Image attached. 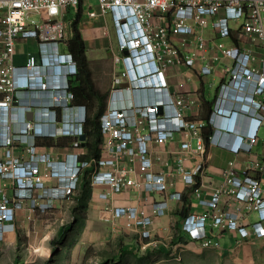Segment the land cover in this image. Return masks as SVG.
<instances>
[{
    "label": "built area",
    "instance_id": "obj_1",
    "mask_svg": "<svg viewBox=\"0 0 264 264\" xmlns=\"http://www.w3.org/2000/svg\"><path fill=\"white\" fill-rule=\"evenodd\" d=\"M83 3L89 18L110 14L117 35L111 47L112 80L100 120V153L88 158L82 145L88 109L76 102L70 88V78L79 71L70 50L74 34L70 24ZM69 9L74 11L70 20ZM232 20L240 21L236 28ZM210 25L217 28V36L209 43L202 31ZM229 37L233 45L223 41ZM18 38L35 39L39 58L28 53L25 63L17 65ZM225 58L231 62L223 64ZM197 63L202 64L198 75L223 66V79L200 120L188 113L195 103L192 96L174 93L168 84L171 69ZM134 93H143L150 101L136 100L131 97ZM19 108L21 118L16 116ZM29 111L32 119L27 117ZM226 111L241 116L244 146L230 150L235 158L224 168L213 197L200 199L202 209L181 212L175 229L184 235L179 250L188 242L219 248L220 236L228 230L242 239L264 237V154L236 165L237 157L254 153L261 131L264 140V0H0V147L6 148L0 156V178L12 179L16 190L9 195L0 184V230L28 201L31 210L44 214L59 192L70 200L85 176L92 187L109 186L100 194L104 199L142 188L182 199L175 192L179 178L195 186L201 197L198 189L207 168L208 145L228 148L217 124ZM250 119L259 127L245 135ZM179 134L184 137L180 142ZM46 137L71 141L56 153L38 152V140ZM167 143L173 146L159 155V147ZM15 145H26L29 156H16ZM48 178L61 183L49 186ZM35 190L38 194L30 193ZM167 209L166 201L150 208L110 207L115 217L124 218L125 229L144 239L151 236L153 215ZM0 239H4L1 231Z\"/></svg>",
    "mask_w": 264,
    "mask_h": 264
},
{
    "label": "crops",
    "instance_id": "obj_2",
    "mask_svg": "<svg viewBox=\"0 0 264 264\" xmlns=\"http://www.w3.org/2000/svg\"><path fill=\"white\" fill-rule=\"evenodd\" d=\"M86 14V5L83 3L77 17L80 19L79 29L86 42L87 55L91 63L96 58L104 56L105 46L100 33L104 34V31L110 33L111 31V37L114 41L113 46L117 43V35L110 14L96 18H89ZM223 14L221 12V15ZM67 18L69 20L74 18L72 9L68 10ZM239 23V20L231 21V25L235 28ZM73 24H70L71 28H73ZM202 33L210 43L217 36V28L210 25ZM104 35H107V33ZM217 40L219 39L217 38ZM223 41L227 45H233L234 43L233 37L225 38ZM38 51L39 46L35 39L18 38L16 64L23 65L28 53H34L39 58ZM256 52L261 53V50L256 49ZM230 62L231 59L225 58L222 63ZM201 66V63H197L192 68H173L168 74L170 91L188 93L195 100L188 113L197 120L206 116L216 95L218 84L223 79L221 72L223 66H217L211 74L198 75L197 71ZM138 94L134 93L131 97L136 100L147 99L150 101V98L143 93L140 96ZM22 115L21 109H16V116L21 118ZM18 128L19 124L15 120L12 129L16 131ZM183 138V134L177 135L178 142ZM70 141L71 139L63 137L40 138L38 140L40 144L38 152L50 151L56 153ZM263 145V131H261L260 141L254 149V153L237 157V167H241L256 155L263 156ZM171 146L173 144L167 143L166 146L159 147L158 154L165 155ZM26 148V145H15L14 154L28 157ZM84 148L88 152V149ZM5 151V147H0V156L4 155ZM161 151L163 152L161 153ZM233 158H235V155L228 148L220 147L215 143L208 145L207 168L200 178L201 186L198 189L201 197L196 195L195 186L185 184L180 178L176 181L175 192L181 193L182 199L168 198L162 192L151 191L146 188L115 193L108 199H104L100 197V194L109 191V186L105 183L96 184L94 187L90 185L91 195L87 201V207L82 208L83 213L81 212L80 223H78L81 228L79 235L81 249L86 251L89 246H95L97 250L104 251L108 250V247H111V249L117 247L119 255L120 250L134 254L138 263L134 261L132 264H139V261L144 260H146L144 264H182L180 263L181 260L184 261L183 264H189L190 261L206 264L211 260H214L217 264H264V237L242 239L236 231L232 230H228L220 236L221 246L219 248H204L198 242H188L182 250H179V241L184 238V235H178L175 229L181 212H187L190 207L202 209L203 206L199 203L200 199L208 200L213 197L216 188L222 182L224 168L229 160ZM192 162H194L193 159L187 161V164L191 166ZM47 181L49 186H56L61 183V180L57 178H48ZM0 184L5 187L9 195H14L16 190L12 179L0 178ZM38 192V190H35L30 193L36 195ZM82 197L81 186L70 200H67L59 192L58 196L52 199L50 209L44 214L31 210L29 201L24 207L18 209L13 221H6L1 225L2 229L0 231L3 233L4 239H0V264H27L32 255V250L36 246L43 245L40 242L42 236L44 240L51 239V236L52 239L62 240L67 232V235H71L75 231V223L77 222L73 208L82 202ZM162 201L167 202L168 209L164 214L153 215L155 224L152 227L150 238L147 239L141 238L135 230L125 229L123 226L124 218L115 217L110 210V207L150 208L153 204ZM80 206L82 207V205ZM255 217V215H252V218ZM65 226L70 228L62 234ZM145 243L149 244L144 246ZM27 252L29 255H27ZM104 254L112 255L111 253Z\"/></svg>",
    "mask_w": 264,
    "mask_h": 264
},
{
    "label": "rangeland",
    "instance_id": "obj_3",
    "mask_svg": "<svg viewBox=\"0 0 264 264\" xmlns=\"http://www.w3.org/2000/svg\"><path fill=\"white\" fill-rule=\"evenodd\" d=\"M113 33V32H112ZM101 39L104 42V56L96 58L92 61V72L94 75L93 81L96 85L100 87L102 91L108 90L111 85L112 80V70H113V59L111 55V46H113V38L110 33L107 32V35L100 33ZM82 205V207L80 205ZM80 206H75L73 209L76 214H78L77 222L75 223V231L71 235H64L62 240L60 239H43L41 242L43 245L36 246L39 251L35 250L37 253H34L32 250V255L28 259L27 264H99L105 261L104 253H111L116 257L114 260L112 255L108 257L107 263L105 264H132L134 261L138 263L136 257L132 253H124L123 258L117 252V247H108V250L99 251L95 246H89L86 251L81 249L79 244V235H80V215L83 213V203H79ZM75 205V204H74ZM74 213V214H75ZM75 216V215H74ZM76 220V219H75ZM53 235V234H51ZM37 244V243H36ZM111 249V250H110ZM34 250V251H35ZM106 251V252H105ZM27 255L29 253L27 252ZM146 261V260H144ZM144 261H139V264H144ZM180 263H184L183 260ZM23 264V263H22ZM189 264H198L190 261ZM206 264H217L214 260L206 262Z\"/></svg>",
    "mask_w": 264,
    "mask_h": 264
},
{
    "label": "trees",
    "instance_id": "obj_4",
    "mask_svg": "<svg viewBox=\"0 0 264 264\" xmlns=\"http://www.w3.org/2000/svg\"><path fill=\"white\" fill-rule=\"evenodd\" d=\"M79 20L73 24V38L70 42V50L78 63V73L70 78V88L76 95V102L85 104L88 109V118L86 121V141L82 144L88 149V157L99 156V145L102 141L100 132L101 116L105 110L107 104V98L109 91H102L98 85L93 81L94 75L91 69V63L87 55L86 42L82 37L79 29ZM83 208L87 207V201L91 195V186L87 179V176L83 178L82 184ZM75 213V211H74ZM75 218H78V214H74ZM81 216V215H80ZM70 227H64L62 234L66 232ZM182 238V237H181ZM183 240V238L181 239ZM125 250H120V257L123 258ZM110 254V253H108ZM110 256V255H109ZM106 255L105 261L99 264H105L108 260ZM111 257V256H110ZM114 260L116 257L112 255Z\"/></svg>",
    "mask_w": 264,
    "mask_h": 264
},
{
    "label": "clouds",
    "instance_id": "obj_5",
    "mask_svg": "<svg viewBox=\"0 0 264 264\" xmlns=\"http://www.w3.org/2000/svg\"><path fill=\"white\" fill-rule=\"evenodd\" d=\"M64 75L65 71H62L61 76ZM240 111L244 113L245 108H240ZM217 124L222 130L219 137L222 141L226 142L229 150L235 148L240 149L244 146V141L240 132L241 116L238 113L226 111L224 117L220 118ZM258 127V122L254 119H250L246 124L245 135L256 132Z\"/></svg>",
    "mask_w": 264,
    "mask_h": 264
},
{
    "label": "water",
    "instance_id": "obj_6",
    "mask_svg": "<svg viewBox=\"0 0 264 264\" xmlns=\"http://www.w3.org/2000/svg\"><path fill=\"white\" fill-rule=\"evenodd\" d=\"M125 85H127V83H125ZM27 117H28V119H32L33 118V112L29 111L27 113ZM81 138L84 140L85 139V135H83Z\"/></svg>",
    "mask_w": 264,
    "mask_h": 264
},
{
    "label": "bare ground",
    "instance_id": "obj_7",
    "mask_svg": "<svg viewBox=\"0 0 264 264\" xmlns=\"http://www.w3.org/2000/svg\"><path fill=\"white\" fill-rule=\"evenodd\" d=\"M36 251V250H35ZM37 251H39V249L37 248ZM40 252V251H39Z\"/></svg>",
    "mask_w": 264,
    "mask_h": 264
}]
</instances>
